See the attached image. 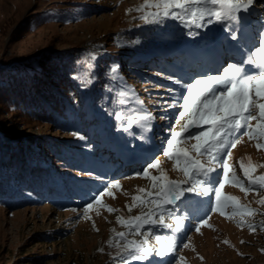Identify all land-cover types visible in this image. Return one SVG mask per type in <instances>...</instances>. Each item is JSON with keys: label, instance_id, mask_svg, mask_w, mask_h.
<instances>
[{"label": "rangeland", "instance_id": "374dc122", "mask_svg": "<svg viewBox=\"0 0 264 264\" xmlns=\"http://www.w3.org/2000/svg\"><path fill=\"white\" fill-rule=\"evenodd\" d=\"M254 1L262 2L264 9V0ZM144 3L145 0H0V65L17 66L25 71H41L45 70L44 64L56 53L64 57L75 55V60L80 61L84 69H92L99 57H103V60L114 59L118 54L116 61L120 68L131 62L132 67H143L141 69L146 71L150 69L143 55L147 50L161 58L157 61L160 66L152 64L151 69L157 70L163 77L174 76L189 81L200 76L195 66L186 70V74L183 73L185 70H181L186 61L190 60L188 65L191 66L203 58L205 43L215 46L232 41L229 31L219 25L197 29L195 26L185 27L181 21L170 17H161L158 22H153L151 18L146 21L142 18L143 15L155 9L137 11ZM85 9L90 10L89 14H86ZM259 39H264V36ZM135 46H138V57H134L132 52L136 49ZM116 49L123 52H114ZM126 56H130L129 62L126 61ZM136 59L138 60L135 61ZM178 65L180 70H176ZM119 78L126 82L125 75L120 74ZM145 79L151 83L149 86L152 88H145L148 86L145 85L146 82H126L132 92L121 95L120 100L125 103L119 105L117 102L114 107L116 113L124 117L117 121L120 127L117 140L110 136V126L103 113L97 107L93 109L107 138L98 140L97 152L102 151L100 148L104 144L109 145L108 159L112 155L120 164L117 170H114L117 164L103 166L104 170L100 175L104 182L96 185V188L88 183L91 178L88 179L90 174L87 175L88 182H84L96 191L93 196L79 189L70 194L73 190L66 192L64 184L58 181L54 187L64 195L59 200L50 203L45 200L30 201L15 209L0 204V264H124V259L128 260V264H135L138 260L128 257L122 247H116L117 241L121 246L125 243L116 236L118 232H125L127 239L137 242L147 239L149 246L153 248L160 247L155 241L156 234L162 235V238L172 237L174 251L163 257L153 254L142 261V264H163L177 250L178 244L184 242L186 234L189 235L188 231H191L190 235L175 252L170 264H264V230L249 229V225L264 222V204L260 203L264 197V188L258 185L245 193L240 190L239 185L234 186L230 178L232 184H225L222 190L223 194L235 196L239 203L244 201L256 210L254 216L237 215L241 220L250 221L240 226L235 220L215 211L213 202L208 205V217L203 219L207 223L202 220L196 225L190 224L193 216L190 212L183 211L187 202L194 199L200 209L208 203L207 197L211 192L208 195L186 194L189 199L183 204L177 202V206L168 205L172 209L171 215L165 214V223L170 226L168 228L145 225L139 235H133L124 224L118 223L117 217L127 220L129 217L147 214L152 207L147 202L133 201L134 196L147 201L151 199L149 193L158 191V188H153V181L143 176V170L149 163L160 161L157 169H149V176H160L164 172L172 180L184 178L181 172L173 169L174 161L163 155L166 149L164 141L170 137L169 129L179 131L176 120L182 107H169L165 103L171 99L168 89L176 88L177 85L164 78H161L162 81ZM155 86L164 88V91L156 88L153 91ZM149 91H153L152 96L155 98L141 101L140 95L150 98ZM144 110L146 112L142 116L137 115L138 111ZM22 115L0 101V126L8 129L14 139L21 140L23 136L34 140L38 137L45 139L47 135L54 139L63 137L58 130ZM129 120L132 121V127H128ZM251 123L255 125L256 121ZM241 131L244 132L245 129ZM237 138L240 142L230 149L228 163L247 188L248 178L245 177L241 164L253 166V177L264 175V147H257L258 143L264 144V141L256 137L250 139L247 135L241 137L239 133ZM89 145L94 147L92 143ZM111 164H114L113 161ZM218 165L212 174L214 177L220 175ZM46 167L50 168V165L47 164ZM220 168L222 169L221 166ZM59 176L69 187L72 186L71 182L77 184V187L86 186L81 181H69V178ZM113 184H119L120 187L113 188ZM140 189L144 191L141 192ZM100 193L104 194L99 196L100 202L96 203V197ZM68 195H74L72 200L80 203L69 204ZM89 203L93 204L91 209L87 208ZM66 209L69 211H65ZM177 221L180 222L179 231L176 230ZM148 229L153 231L149 232ZM110 240L111 245L108 243ZM185 244L188 247H184ZM118 251L120 256L116 255Z\"/></svg>", "mask_w": 264, "mask_h": 264}, {"label": "snow or ice", "instance_id": "6c2138e0", "mask_svg": "<svg viewBox=\"0 0 264 264\" xmlns=\"http://www.w3.org/2000/svg\"><path fill=\"white\" fill-rule=\"evenodd\" d=\"M251 4L252 0H145V3L136 10L142 12L144 9H155L143 15L142 18L146 21L151 18L153 22H158L161 17H170L181 21L185 27L195 26L197 29L219 25L226 28L231 39L239 43L241 37L237 35L239 31L237 26L244 20L243 13L249 11ZM196 34L199 35L198 32ZM249 65L255 67L250 69ZM253 71L257 74H251ZM168 79L177 87L168 89L171 99L165 103L169 107L179 105L182 110L178 112L176 120L179 131L169 129L170 137L164 141L166 149L163 155L174 161L173 169L181 172L184 178L172 180L164 172L160 176H149V169H157L160 161L154 160L147 165L143 170V176L150 178L153 181V188H158V191L149 193L151 199L147 201L139 196H134L133 201L147 202L152 207L147 214L129 217L127 220L117 217L118 223L124 224L133 235H139L145 225L170 227L165 223V214L171 215L172 209L167 206H177V202L183 204L189 199V195L186 194L208 195L214 192L215 211L228 215L226 210L231 209V216L251 215V210L240 205L237 197L223 194L222 190L229 182L230 174L231 181L239 185L242 192L247 193L256 185L264 188V175L253 177L251 164L247 166L241 164L243 173L248 178L249 187L246 188L228 163L230 149L235 148L240 142L237 138L238 133L241 137L247 135L250 139L256 137L264 141V39L248 50L243 61L227 63L214 74L205 73L189 81L174 76H169ZM119 103L124 104L125 101L120 100ZM115 118L124 119L120 113H115ZM252 121H256V124L253 125ZM128 127H132L131 120ZM241 129L245 131L241 133ZM191 141L194 143H189ZM257 147H264V144L258 143ZM218 164L223 169V181L212 175ZM214 184L218 186L213 187ZM112 187L120 186L113 184ZM103 194L100 193L96 197V203L100 202L99 196ZM260 203L264 204V197ZM134 206L135 204L132 205ZM92 207V203L87 206L88 209ZM179 229L180 222L177 221L176 230ZM196 230L199 231V228ZM148 231L151 232L153 229ZM116 236L125 241L123 246L117 241L116 247L118 249L122 247V251L133 260H147L153 254L163 257L175 250L173 238H162L160 234L155 235L159 248L149 246L147 239L140 242L129 240L125 232H118ZM108 243L111 245L112 241ZM184 247H188V244ZM116 255L120 256V251ZM124 264H128L127 259H124Z\"/></svg>", "mask_w": 264, "mask_h": 264}, {"label": "trees", "instance_id": "16d2710c", "mask_svg": "<svg viewBox=\"0 0 264 264\" xmlns=\"http://www.w3.org/2000/svg\"><path fill=\"white\" fill-rule=\"evenodd\" d=\"M85 11L86 14L90 12L89 9ZM135 48L132 51L134 57L138 54V46ZM116 50L114 52H123ZM148 53L151 52L146 50L145 54ZM75 57L52 54L44 64L45 70L41 71L0 65V101L21 112L22 116L44 123L63 135L58 139L47 135L45 139L23 136V139L16 140L8 129L0 126V204L5 207L11 202L15 206L17 201L40 198L42 194L53 195L54 186L62 180L59 175L70 177L76 174L70 164L77 163L76 156L80 152L91 154L89 143L96 140L101 132L94 107L105 114L112 132L117 135L119 126L114 107L121 95L131 91L126 82H146L148 86L145 88L149 90L151 83L145 78L168 79L154 69L143 71L142 67H132L131 62L120 68L116 61L118 54L114 59L99 57L92 69H84ZM129 57L126 56L127 62ZM120 74L127 77L126 82L120 80ZM155 88L164 91L157 86L152 90ZM153 91H149L150 98L143 95L139 98L141 101L154 99ZM46 162L50 164L49 169L44 164Z\"/></svg>", "mask_w": 264, "mask_h": 264}]
</instances>
